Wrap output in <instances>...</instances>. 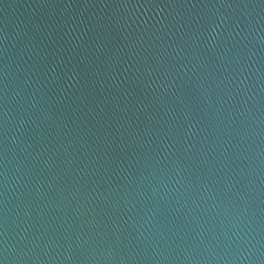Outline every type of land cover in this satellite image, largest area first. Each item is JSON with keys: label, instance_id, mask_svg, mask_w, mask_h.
Returning a JSON list of instances; mask_svg holds the SVG:
<instances>
[{"label": "water", "instance_id": "water-1", "mask_svg": "<svg viewBox=\"0 0 264 264\" xmlns=\"http://www.w3.org/2000/svg\"><path fill=\"white\" fill-rule=\"evenodd\" d=\"M0 264H264V0H0Z\"/></svg>", "mask_w": 264, "mask_h": 264}]
</instances>
